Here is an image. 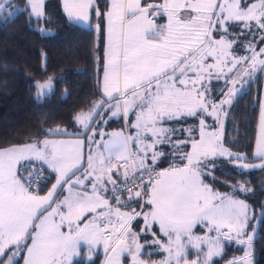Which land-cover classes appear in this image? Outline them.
Wrapping results in <instances>:
<instances>
[{"label":"snow or ice","instance_id":"snow-or-ice-1","mask_svg":"<svg viewBox=\"0 0 264 264\" xmlns=\"http://www.w3.org/2000/svg\"><path fill=\"white\" fill-rule=\"evenodd\" d=\"M63 7L72 20L98 21L101 98L76 115V131L45 129L42 139L0 146V264H96L101 249L103 264H149L143 255L152 245L166 253L159 264H213L225 241L244 249L228 264H254L264 211L257 220L244 200L214 191L203 177L224 164L264 169V95L259 163L224 146L221 119L264 71V0H109L105 11L97 0H63ZM15 11L13 0H0V19ZM24 11L39 24L44 0H26ZM221 79L217 101L212 81ZM31 87L42 102L54 82ZM189 118L198 124L177 127ZM112 119L124 125L105 132ZM173 158L179 163L161 168ZM197 225L212 235H195ZM190 248L197 259L189 261Z\"/></svg>","mask_w":264,"mask_h":264},{"label":"trees","instance_id":"trees-1","mask_svg":"<svg viewBox=\"0 0 264 264\" xmlns=\"http://www.w3.org/2000/svg\"><path fill=\"white\" fill-rule=\"evenodd\" d=\"M13 2L15 14L8 19H0V146L42 139L45 129L61 127L69 133L76 131L79 129L74 119L76 115L87 111L94 101L101 98L97 92L98 73L94 71L96 65L93 62L98 51L94 47L98 43L94 31L97 19L93 17L89 26L76 24L66 18L60 0H46L45 16L37 24L35 18L30 22L24 11L26 0ZM107 3L108 0H97L101 11H105ZM38 27L45 29L43 34L37 31ZM260 47V43H256L257 50ZM49 77L54 82V89L50 96L37 102L36 89L31 85L33 81L41 82ZM217 82L222 81L212 82V94L218 98L219 89L224 86ZM260 84L261 81L250 84L233 100L224 126V145L247 156V163L259 161L254 153L261 103ZM191 122L198 121L189 118L177 127ZM123 125V120L112 119L104 126L112 130ZM203 179L214 190L245 200L256 219H260L264 211V169H240L224 164ZM240 185L250 191H240ZM140 227L139 221L133 222L135 231ZM233 247L225 245L223 254L215 258L213 264H228ZM253 247L254 264H264V229L257 228ZM146 253L143 258L149 264H159L166 256L156 245L147 248ZM194 258L197 259L196 251L190 249L188 259ZM93 259L96 264H102L101 250ZM125 264H130V259H126Z\"/></svg>","mask_w":264,"mask_h":264},{"label":"rangeland","instance_id":"rangeland-1","mask_svg":"<svg viewBox=\"0 0 264 264\" xmlns=\"http://www.w3.org/2000/svg\"><path fill=\"white\" fill-rule=\"evenodd\" d=\"M248 2H255V0H248ZM216 38H219V37H216ZM258 43V42H257ZM239 55H247V53L246 52H239L238 53ZM237 70H239V66H237ZM253 77H254V79H253V81H251V82H249L248 83V85L244 88V90L245 89H247L248 88V86L250 85V84H257L258 83V81L260 82L261 81V84H260V88H261V98H262V95H264V71H257V72H255L254 74H253ZM47 80V79H46ZM45 81V80H44ZM214 81H216V80H213L212 82H214ZM221 81L222 82H217V84H220V86H224L225 87V81H224V79H221ZM41 82H43V81H41ZM219 86V87H220ZM212 97H213V99L214 100H219V99H221L222 97H221V95H219V97L217 98V97H215V95L214 94H212ZM228 109H229V107H225V112L226 113H228ZM226 118H227V115L226 116H222L221 117V119H222V121H223V125L225 126V122H226ZM197 124H198V122H196ZM196 123H194V122H191L190 123V125H187V126H185V128H189V127H195L197 124ZM206 124L207 125H209L210 126V130L212 129V128H215L216 127V122H215V120H214V118L213 117H207L206 118ZM122 127H118V128H114V129H112V130H109V131H107V130H105V129H103L105 132H111V131H116V130H120ZM258 128H259V123H258ZM195 134V133H194ZM259 134V133H258ZM225 146V145H224ZM226 148H228L227 146H225ZM229 149V148H228ZM232 151V150H231ZM233 153H238V154H242V153H239V152H234V151H232ZM242 155H244V154H242ZM168 162H170V163H179V161H176L174 158L172 159V160H169ZM245 163H247L246 161H245ZM256 163H259V161L258 162H256ZM249 164H252V163H249ZM165 167H168V166H161V168H165ZM239 168V167H238ZM251 168V167H250ZM250 168H248V169H250ZM240 169H243V168H240ZM205 182V181H204ZM205 183H207V182H205ZM208 184V183H207ZM210 187H211V185L210 184H208ZM214 190V189H213ZM214 191H216V190H214ZM41 195H44V194H41ZM235 197V196H234ZM235 198H237V199H241V198H238V197H235ZM241 200H243V199H241ZM245 201V200H244ZM246 202V201H245ZM247 203V202H246ZM248 204V203H247ZM249 205V204H248ZM250 209H251V207H250ZM251 211H252V213H253V210L251 209ZM154 230H155V228H154ZM193 231H194V233H195V235H198V236H208V235H212L211 233H208V231H207V228L204 226V225H197L194 229H193ZM159 236H161V238H162V240L164 239L163 237H162V234H160V233H157ZM225 245H234L235 247H233V249L230 251V256H231V258L232 259H234V258H238V257H241V256H243V254H244V249H243V246L242 245H239V244H237V243H235L234 241L233 242H227V241H225L224 242V248H225ZM191 249V248H190ZM193 250H195L196 251V249H193ZM206 250V249H205ZM162 251V250H161ZM224 251V250H223ZM101 252H102V254H103V251H102V249H101ZM164 253V252H163ZM217 257H220V256H217ZM217 257H213V260L215 259V258H217ZM202 258V257H201ZM194 259H196V258H194ZM232 259H230V260H232ZM229 260V261H230ZM189 261H191V260H189Z\"/></svg>","mask_w":264,"mask_h":264},{"label":"crops","instance_id":"crops-1","mask_svg":"<svg viewBox=\"0 0 264 264\" xmlns=\"http://www.w3.org/2000/svg\"><path fill=\"white\" fill-rule=\"evenodd\" d=\"M45 2H46V0H44V7H45ZM60 2H61V7H62V11H63V13L65 14V16H66V18L68 19V20H70V21H72V22H74V23H76V24H79V25H83V26H89V23H87V22H81V21H76V20H72V19H70L68 16H67V13L64 11V7H63V0H60ZM142 2H153V0H142ZM156 2H159V0H156ZM108 3H109V0H108ZM44 13H45V8H44ZM165 22V19L164 18H158L157 19V23H164ZM262 99V98H261ZM79 114V113H78ZM78 125V124H77ZM79 126V125H78ZM187 126V125H186ZM103 127V129H105V130H107L106 128H105V126L103 125L102 126ZM184 128H185V126H184ZM107 131H109V130H107ZM184 138H186V133L184 134ZM174 139H175V137H174ZM51 183H54V179L50 182V184H49V188H50V186H51ZM40 194H45V191L44 192H41ZM102 264H103V262H102Z\"/></svg>","mask_w":264,"mask_h":264}]
</instances>
